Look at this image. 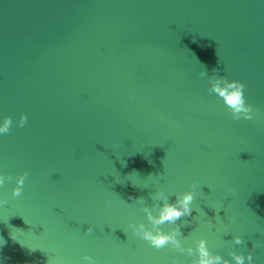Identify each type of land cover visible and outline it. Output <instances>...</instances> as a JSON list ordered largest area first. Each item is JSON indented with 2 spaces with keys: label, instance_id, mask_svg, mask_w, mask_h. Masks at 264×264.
Listing matches in <instances>:
<instances>
[{
  "label": "water",
  "instance_id": "obj_1",
  "mask_svg": "<svg viewBox=\"0 0 264 264\" xmlns=\"http://www.w3.org/2000/svg\"><path fill=\"white\" fill-rule=\"evenodd\" d=\"M216 79L244 85L252 120L209 94ZM4 117L0 173H28L20 197L0 188L4 264H187L125 231L193 183L185 245L255 244L264 264V0H0Z\"/></svg>",
  "mask_w": 264,
  "mask_h": 264
},
{
  "label": "clouds",
  "instance_id": "obj_2",
  "mask_svg": "<svg viewBox=\"0 0 264 264\" xmlns=\"http://www.w3.org/2000/svg\"><path fill=\"white\" fill-rule=\"evenodd\" d=\"M200 75L204 77L206 73L201 72ZM210 84L211 86L208 89L209 94H214L222 100L224 106L231 112L233 119H253V109L250 104L246 103L244 85L242 83L235 80L216 79L210 81ZM12 123L11 117H4L0 120V135L7 134ZM26 123L27 116L21 115L19 119L20 127H23ZM27 176V172L17 177L0 173V188H3L6 183L14 182L15 187L12 188L11 195L12 197H20L23 193ZM196 187L197 185L193 183L189 190L178 194L172 203L169 202L168 197L162 191L154 193L152 198L160 201L155 206L158 208L156 214L153 215V211L146 205L140 209L145 213L151 227H147L144 223L129 222L125 233H130L133 237L146 242L150 248L156 251L168 248L170 251L181 256H187L190 258L187 264H255L253 255V251L256 248L255 244H252L251 249L253 251H249L247 255L238 254L235 251L229 252L230 259H226L219 254H214L209 249L208 241L204 238L195 240V247L185 245V236L181 231V225H177V222L183 220V218L192 217V205L196 197ZM129 199H134L138 205L145 204L143 197H129ZM6 203L5 199L0 198V207H3ZM165 224L170 226L168 231H164L162 228ZM185 225L190 226L188 221H185ZM92 233L93 229L91 227L85 230V235H91ZM4 243L5 241L0 238V247H3ZM243 243L244 241L239 236L232 238V244L234 245L239 246ZM0 264H4L3 259H0ZM46 264H54V262L47 259ZM81 264H97V261L93 256L84 255ZM172 264H180V262L173 260Z\"/></svg>",
  "mask_w": 264,
  "mask_h": 264
}]
</instances>
